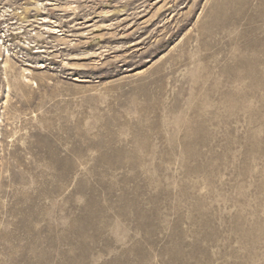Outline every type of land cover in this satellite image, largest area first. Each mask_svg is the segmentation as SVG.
I'll return each mask as SVG.
<instances>
[{"label":"rangeland","instance_id":"rangeland-1","mask_svg":"<svg viewBox=\"0 0 264 264\" xmlns=\"http://www.w3.org/2000/svg\"><path fill=\"white\" fill-rule=\"evenodd\" d=\"M0 264H264V0H0Z\"/></svg>","mask_w":264,"mask_h":264}]
</instances>
